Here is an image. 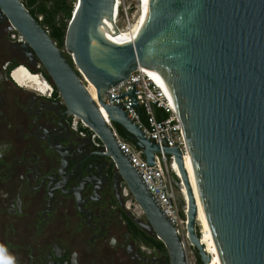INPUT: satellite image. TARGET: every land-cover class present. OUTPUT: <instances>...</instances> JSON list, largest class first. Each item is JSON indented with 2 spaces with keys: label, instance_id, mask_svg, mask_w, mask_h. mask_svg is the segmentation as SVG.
Returning <instances> with one entry per match:
<instances>
[{
  "label": "water",
  "instance_id": "water-1",
  "mask_svg": "<svg viewBox=\"0 0 264 264\" xmlns=\"http://www.w3.org/2000/svg\"><path fill=\"white\" fill-rule=\"evenodd\" d=\"M114 5L115 0H76L65 52L21 0H0V13L22 37L27 56L43 67L67 112L104 144L147 220L142 227L163 243L168 264H188L185 242L120 149L113 125L135 140L150 166L160 148L121 106L103 101L110 86L137 67L147 69L169 92L220 264H264V0H149L146 22L127 44L105 34L104 20H113ZM69 54L95 88L107 118ZM162 151L174 156L188 195L187 240L200 262L209 264L182 151ZM172 183L180 187L174 177Z\"/></svg>",
  "mask_w": 264,
  "mask_h": 264
},
{
  "label": "flooded vegetation",
  "instance_id": "flooded-vegetation-1",
  "mask_svg": "<svg viewBox=\"0 0 264 264\" xmlns=\"http://www.w3.org/2000/svg\"><path fill=\"white\" fill-rule=\"evenodd\" d=\"M19 64L52 86L0 13V245L5 255L14 264H168L160 240L142 227L147 224L142 211L128 204L133 197L104 144L81 122L73 128L74 115L54 88L42 94L16 84L11 73ZM118 131L120 139L135 143L122 127Z\"/></svg>",
  "mask_w": 264,
  "mask_h": 264
},
{
  "label": "built area",
  "instance_id": "built-area-1",
  "mask_svg": "<svg viewBox=\"0 0 264 264\" xmlns=\"http://www.w3.org/2000/svg\"><path fill=\"white\" fill-rule=\"evenodd\" d=\"M120 7L121 1L119 11ZM119 11L116 15L118 18H115L116 25L119 20ZM69 57L81 81L87 86L88 81L77 68L73 55L69 54ZM47 86L48 89L45 92L51 94L53 87L50 84ZM93 100L96 106L102 110L97 96ZM103 101L110 106H121L127 117L141 129L144 136L159 146L160 152L155 155V164L150 166L140 150L121 140L114 131L120 149L128 156L141 180L182 237L186 233L187 223V205L183 199V183L174 156L166 155L162 151L163 147H179L183 158L187 154L182 125L173 109L170 95L162 82L147 69L137 67L126 79L110 86L104 94ZM159 115L161 118L158 117ZM79 122L86 126L78 117L73 116L74 129ZM107 123L110 124L108 121ZM172 177L179 182V188L172 183ZM179 199L182 200V206Z\"/></svg>",
  "mask_w": 264,
  "mask_h": 264
},
{
  "label": "bare ground",
  "instance_id": "bare-ground-1",
  "mask_svg": "<svg viewBox=\"0 0 264 264\" xmlns=\"http://www.w3.org/2000/svg\"><path fill=\"white\" fill-rule=\"evenodd\" d=\"M140 1V11L135 19L134 23L127 28H119L115 22L118 18L119 4L120 0H115L114 12H113V20L109 21L107 19L104 20L105 26L107 29L105 30V34L110 41H113L117 44H127L131 43L133 39H135L141 32L149 11V0H139ZM116 18V19H115ZM115 19V20H114ZM11 77L13 81L19 86L35 90L37 92H45L48 89V82L43 80L38 73L31 72L27 69V67L23 64L18 65L11 73ZM165 87V86H164ZM166 89V87H165ZM88 90L93 98H96V90L93 85H88ZM168 92V90L166 89ZM169 94V92H168ZM102 115L107 118L106 112L102 109ZM184 167L188 173L189 181L194 194V207L196 210V223L199 230L200 241L205 246V249L208 253L211 254V259L209 264H220L218 259V255L216 253V248L213 242V238L207 224L206 217L203 212L201 200L199 198L196 185L195 178L192 170V165L190 162L189 155L186 154L184 157ZM183 199L185 200L186 205H188V195L186 193V189L183 185ZM202 236V237H201Z\"/></svg>",
  "mask_w": 264,
  "mask_h": 264
},
{
  "label": "trees",
  "instance_id": "trees-1",
  "mask_svg": "<svg viewBox=\"0 0 264 264\" xmlns=\"http://www.w3.org/2000/svg\"><path fill=\"white\" fill-rule=\"evenodd\" d=\"M21 1L28 9L30 14L40 23L42 27H44V29H46V31L49 33L50 37L54 40V42L58 45V47L63 49L65 32L73 11L72 2L74 0H69V3L67 2V0H21ZM67 59L71 63L69 55H67ZM45 77L48 78V75L46 73H45ZM53 88L57 92L54 86ZM158 117L161 118L160 115ZM116 127L118 130L120 129L119 126ZM118 130H116V133L119 136L120 133ZM121 140L131 144L135 149H137L135 143H132L125 138H122ZM158 244L161 250H165V247L161 241H158ZM197 264H202L199 260L198 255H197Z\"/></svg>",
  "mask_w": 264,
  "mask_h": 264
},
{
  "label": "rangeland",
  "instance_id": "rangeland-1",
  "mask_svg": "<svg viewBox=\"0 0 264 264\" xmlns=\"http://www.w3.org/2000/svg\"><path fill=\"white\" fill-rule=\"evenodd\" d=\"M120 14L119 20L117 22V26L119 28H127L134 23L140 11V1L139 0H120ZM69 3V0H67ZM76 0L72 2V7L74 8V3ZM64 52L66 51L65 46H63ZM42 78V77H41ZM43 79V78H42ZM132 206L135 211H140L135 200L131 199L128 203ZM182 238L185 242L186 254L188 259V264H197V252L193 246L187 240L186 233L182 235Z\"/></svg>",
  "mask_w": 264,
  "mask_h": 264
},
{
  "label": "clouds",
  "instance_id": "clouds-1",
  "mask_svg": "<svg viewBox=\"0 0 264 264\" xmlns=\"http://www.w3.org/2000/svg\"><path fill=\"white\" fill-rule=\"evenodd\" d=\"M6 249L3 245H0V264H14L12 257L6 256Z\"/></svg>",
  "mask_w": 264,
  "mask_h": 264
}]
</instances>
